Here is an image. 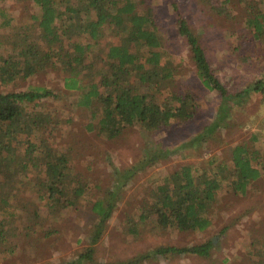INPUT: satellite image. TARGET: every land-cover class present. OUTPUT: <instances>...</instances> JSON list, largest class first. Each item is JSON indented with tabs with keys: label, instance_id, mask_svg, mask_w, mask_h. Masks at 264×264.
Returning a JSON list of instances; mask_svg holds the SVG:
<instances>
[{
	"label": "trees",
	"instance_id": "16d2710c",
	"mask_svg": "<svg viewBox=\"0 0 264 264\" xmlns=\"http://www.w3.org/2000/svg\"><path fill=\"white\" fill-rule=\"evenodd\" d=\"M34 1L40 8L39 14L32 15L38 21L33 23L38 42L33 43L27 37L29 27L18 35L14 33L13 53L0 65L1 83L25 79L45 68L67 73L65 87L78 95L76 106L89 113V121L84 125L86 130L113 141L129 127L154 132L173 124L183 125L198 113L201 88L170 93L169 83L184 73L185 67L169 54V30L162 26L163 17L153 13L147 0ZM191 1L196 9L209 16L239 23L243 38L240 36L242 39L236 46L238 53L246 42L260 40L264 43V0ZM141 3H144L142 9ZM171 3L176 15V31L189 48L199 79L207 89L222 96L223 105L215 121L201 132L205 136L220 128L222 120L230 116L234 98L241 94L232 93L216 73L199 35L182 12V3L179 0ZM255 4L262 5L263 10L256 12ZM241 5H248L252 11L238 20L234 12ZM9 21H3L2 25ZM108 34L112 35V40H105ZM66 38L72 43L64 52ZM3 41L0 39V45ZM253 87L264 92V78H259ZM49 96H57V93L47 87L0 91V246L5 242L7 246L15 235L9 234L10 227L19 231L14 222L18 213L10 208L14 193L21 191L28 211L41 218L42 223L26 220L21 223V233L34 235L38 241L32 244L15 236L6 247L9 255L18 256L21 248L28 249L29 245L41 251V239L49 242L50 235L56 233L50 219L77 212L87 202L93 204L99 215L92 243L86 251L63 264H117L99 260L95 244L101 239L128 176L118 174L116 186L104 189L107 192L104 197L99 195L102 183L88 179L78 170L75 158L84 154V150L79 151L73 142L67 148L60 147L46 136L52 117L48 111L50 115L40 119L38 110ZM28 103L33 105L32 109L28 108ZM255 143L256 140L234 146L223 160V168L219 170L221 164H218L215 173L200 174L193 166L182 163L166 175L156 177L146 187L142 204L135 206L138 210L127 213L126 231L142 235L148 227L159 233L168 229L206 230L212 224L213 210L223 190L228 195L248 194L249 185L262 176V161ZM170 152V149L159 148L156 155L148 154L136 168L145 167ZM38 202L42 204L37 205ZM253 232L258 253H250V264H264V228L261 236ZM213 246L212 239L185 248L160 244L152 253L137 256L133 264L159 256L170 259L174 254L211 258ZM2 254L5 253L0 251V256Z\"/></svg>",
	"mask_w": 264,
	"mask_h": 264
},
{
	"label": "rangeland",
	"instance_id": "374dc122",
	"mask_svg": "<svg viewBox=\"0 0 264 264\" xmlns=\"http://www.w3.org/2000/svg\"><path fill=\"white\" fill-rule=\"evenodd\" d=\"M147 1L151 4L153 13L163 17L160 16L163 20L162 26L169 30V54L185 67V72L169 83L170 93H181L192 87L202 89L199 111L189 122L183 125L173 124L154 132L140 127H129L116 141L89 133L84 127L85 122L89 121L88 111L76 106L78 95L75 91L68 90L64 84L67 73L55 68L42 69L25 79L0 82V91L47 87L57 93V96L44 99L38 110L40 119L48 111L51 115H47L52 117L48 130H52L53 134L48 132L46 136H50L51 142L60 147L67 148L73 142L79 151L84 150V154L75 158L78 170H82L88 179L102 183L100 196L104 197L107 193L104 189H113L116 186V178L120 176L118 174L125 173L128 176L119 191L116 206L101 239L95 244L96 257L99 260L133 264L137 256L144 252L152 253L156 245L185 248L212 239L214 246L211 258L174 254L170 259L159 256L138 264H250V253H258V246L253 242V230L261 236L264 228V92L253 87L259 78H264V43L260 40L246 42L239 54L236 46L243 38L239 23L216 19L196 9L191 0H179L182 3V12L199 35L216 73L232 93L241 94L234 98L230 116L222 120L220 128L202 136L203 129L215 121L223 105L222 96L217 91L207 89L199 79L189 48L176 31V15L171 3L173 0ZM254 6L256 12L263 10L262 5ZM143 7L144 3H141L140 9ZM251 11L248 5H241L234 13L240 20ZM39 13L40 8L34 0H0V39L4 40L0 45V65L6 56L13 53L14 35H18L23 28L29 27L30 33L27 37L33 43L38 42L37 30L33 27V23L37 24L38 21L32 15ZM7 20H10L9 23L2 25ZM78 20L77 16L76 26L79 25ZM111 36L108 34L105 40H112ZM69 40L71 39L64 41V52L71 48L72 42ZM162 97L163 94L159 99ZM28 104V108L32 109L33 105ZM71 116L73 121L69 122ZM255 140L259 149L258 156L262 161V176L256 183L249 185L248 194L228 195L223 190L213 210L212 224L206 230L180 232L168 229L159 233L148 227L142 235H133L126 231L127 213L132 209L138 210L135 206L142 204L146 197V187L156 177L166 175L182 163L193 166L200 174L215 173L218 164H221L219 170L223 168V160L228 157L230 149L244 142L251 144ZM159 148L170 149L172 152L154 159L153 163L145 167L136 168L145 161L148 154L156 155ZM134 168L136 170H132ZM12 199L10 209L18 213L14 222L19 226V231L10 227L9 234L15 235L7 246L6 242L0 246V251L5 253L0 256V264H63L76 258L91 245L93 228L99 215L94 211L93 204L85 202L77 212L50 219V225H53L56 233L50 235L49 242L46 238L41 239V251L35 245H29L28 249L23 246L18 256L9 255L6 247L11 245L15 236L16 239H26L32 244L37 240L34 235L21 233V223L25 220L30 223L41 222V218L28 211L29 206L21 191L15 192ZM39 204L42 202L37 203ZM224 227L226 229L222 231ZM39 246L40 244L37 245Z\"/></svg>",
	"mask_w": 264,
	"mask_h": 264
}]
</instances>
